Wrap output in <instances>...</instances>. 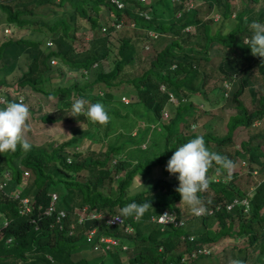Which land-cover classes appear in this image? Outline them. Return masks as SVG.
Here are the masks:
<instances>
[{"label":"trees","instance_id":"16d2710c","mask_svg":"<svg viewBox=\"0 0 264 264\" xmlns=\"http://www.w3.org/2000/svg\"><path fill=\"white\" fill-rule=\"evenodd\" d=\"M109 1L0 0V22L4 17V23L13 28L9 37L0 31V95L8 101L20 102L24 101L25 89L30 88L40 92L53 107L52 111L39 116L40 121L51 123L70 119L84 124L83 129L76 130L57 144L52 141L38 145L29 142L31 150L26 154L19 146L15 153H0V175L8 174L7 182L0 188V264H75L67 258L73 255L70 250L75 246L86 245L93 250L91 244L71 237L72 241L63 239L54 230L44 235L34 234L28 222L30 211L26 214L21 212V197L23 194L31 197L32 202L28 205L31 210L34 205L46 204L51 190L59 191L58 205L69 212L73 206L88 204L97 211L112 214L119 213L131 202H150L153 209L149 208L139 221H133V217L125 218L126 222L136 223L131 234L122 233V227L115 225L104 227L103 232L119 241L111 245V251L98 249L102 254L111 253L109 264H191L200 254L190 256V251L210 243L218 245L212 253L217 259L222 257L229 261L226 258L229 250L233 257L229 264L236 259L244 261V264H254L244 260L245 256L231 237L246 236L245 241L251 244L264 233V210L260 211L264 204V147L261 146L264 142V61L251 54L247 43L252 35L251 23H264V7L259 5V0H241L234 9L231 8L233 0L194 1L199 5L203 3L208 12L220 15L218 25L212 29L216 21L211 16L205 17L206 11L196 7V3L188 7L185 0H120L124 3L121 9H115ZM101 11L109 16L114 14L124 23L114 28L108 22L107 29L100 30L98 13ZM79 19L87 21L92 32H87L86 47L76 49L73 40L74 33L82 27L77 25ZM131 21L133 26L128 25ZM33 22L36 25L28 26ZM185 26H193L192 31L184 30ZM149 30L154 36L146 34ZM157 34L169 38L157 50L152 46L155 54L147 59L141 72L116 81L117 74L136 58L142 44L150 43V38L154 39ZM47 40L51 46L46 44ZM213 44L226 47L220 51H229L217 66L219 72L227 75L228 79L231 74L237 81L229 97L235 112L228 114L224 123L219 124L218 127L222 128H209L210 124H206L198 132L188 130L181 134L177 130L173 141H170L173 119L190 114L189 110L195 107L192 101H187L177 104L174 116L167 122H161L163 129L159 132L152 129L154 126L150 128L145 124L138 125L137 132L131 134L130 128L134 125H125L124 120L135 116V122L140 119L141 114L136 112L138 103L152 109L157 119L168 91L177 97L201 92L208 77L201 63L209 58ZM19 53L26 57L21 66L16 65ZM13 55L16 62L10 71L20 69L19 75L7 83L6 73H2L6 67L3 60ZM52 57L57 59L55 65L49 63ZM104 59H108L107 69L101 70L97 66ZM93 63L96 65L95 73L88 80L86 73ZM82 69L87 71L84 73ZM238 71L240 77L236 79ZM51 72L63 84L45 89L40 83ZM75 72L80 77L73 76ZM84 76L86 79L83 80ZM66 81L69 83L65 84ZM162 82L166 92L158 89ZM258 84L263 86V91L255 89ZM245 87L253 102L250 109L239 99ZM128 90L133 94H127ZM125 95L129 97L127 102L120 99ZM50 96L54 99L51 103ZM77 98L102 103L110 117L109 123L100 125L83 115L70 116L71 105ZM0 105L4 107L2 103ZM194 121L193 117L190 122ZM182 122L186 126L190 124ZM98 133L102 140L101 148H82L83 138L91 140L90 137ZM197 136L204 138L208 150L231 161L235 156H239L241 163L246 159L250 165L247 167H254L258 172L252 174L247 171L255 179L248 178L254 188L251 193L231 178L222 180L228 176L226 171L217 173L215 168L210 169L209 188L198 195L207 208L213 209V213L183 217L180 208L186 205L180 203L181 197L175 191L179 183L178 174L170 175L165 169L174 151ZM143 142L145 145L141 147ZM150 148L157 149L152 151ZM132 156H135L134 162L129 161ZM153 166L162 169L160 176H150ZM215 172L216 177L213 178ZM135 176H140L145 188L131 189ZM22 178L27 183L24 180L25 186L19 188ZM244 195L248 198L247 212H243L239 201L230 209L224 206L233 197L240 199ZM216 205L219 209H215ZM164 209L176 213L175 222L164 225L150 219ZM210 217H215L219 229L208 224ZM3 219L6 221L4 225ZM179 220L181 223H177ZM236 222L237 230H231ZM221 242L224 243L219 246ZM122 243L125 248L121 247ZM129 250L135 252L127 255ZM263 252L264 240L259 245V253ZM181 256L184 257L182 261ZM98 257L94 256L91 261L83 256L86 261L81 262L98 264L95 261Z\"/></svg>","mask_w":264,"mask_h":264},{"label":"clouds","instance_id":"9594fccd","mask_svg":"<svg viewBox=\"0 0 264 264\" xmlns=\"http://www.w3.org/2000/svg\"><path fill=\"white\" fill-rule=\"evenodd\" d=\"M121 2H122V6L117 7L114 3L109 1V3L115 9H121L123 7L124 3L123 1ZM186 5L190 7L189 3H187ZM196 7H199V4H197ZM204 11H206L205 17L207 18H210V16L213 18L211 14L216 13L212 11L208 12L207 8H205ZM175 15L177 16L178 12H176ZM219 16L220 15L218 14V17L213 20L216 21L219 18ZM109 17L111 18V21L109 24L112 25L113 27L114 25L112 24V22L118 19L121 20L122 24L124 23L123 19L118 18L114 14H111ZM130 23H133L134 25V22L131 21L128 23L129 26H130ZM1 25L2 26L0 27V31H2L3 34H6L5 32L9 33L10 28L7 26V24L1 22ZM103 25L105 26L103 30L107 29L106 23L102 22L100 23V26H99L100 30H102L101 27ZM5 28H8V30L5 31L4 30ZM183 29L186 31H192L193 26H185ZM250 29L252 31V35L250 39H248L247 41L249 45L248 48L250 49L251 54L253 56H259L260 58H262L261 61H264V23L253 21L250 25ZM146 34L149 35L147 32ZM85 35L87 36L86 37V40H87V38H89V35L88 33ZM152 36H154V34ZM150 40L152 39L150 38ZM46 44L49 45L50 40H47ZM146 44L147 43L142 44V47ZM51 59L52 58H50V61ZM94 66H96L95 63L91 65V68H93ZM172 66L174 67L175 64H172ZM86 71L87 69H82V72L85 73ZM220 78L223 81L221 90H220L221 93L223 94L225 86L226 87L229 86L230 88V86L232 85L235 79L231 77V74H229V79H228L227 75L221 72H220ZM158 89L162 92L163 91L166 92L165 83L163 82L159 83ZM228 90L229 89H227V91ZM171 94L173 95L176 101H173L172 99H170L169 96ZM228 94H230V92ZM195 98L197 99V96L195 95L194 96L183 95L182 97H177L176 95L171 93V91H168L166 102L164 103V105H166V108L168 110L171 107H176L177 104H179L180 102L192 101L196 105V103L194 102ZM0 103L4 105L3 108H0V153H7V152L15 153L19 146V148L26 154L27 152L31 150L30 143L23 138L24 133L30 131V128L26 123V121L29 119V116H30L28 105L23 103V101H20V102L8 101L6 98H3V97H0ZM163 106L161 107L159 111L160 112L159 118L164 117V119H168V114L164 111H161ZM79 115H83L91 122L98 123L100 125H107L110 120V117L105 109V106L102 103L100 102L90 103L88 100L84 98H77L71 105V115L70 116L77 117ZM193 123L194 122H192L189 125L192 126ZM189 125L186 126L187 129L189 128ZM66 160H69V159L66 158ZM243 163H244V160H243ZM213 168H215V171L217 173L221 172V170L228 172L229 178H230L231 170L234 168V164H233V161H231L228 157L208 150L205 145L204 138L202 136H197L196 138L189 140L182 146H179L174 151V153L169 158V160L167 161L165 170L170 175L178 174L176 178L179 183L175 191L178 192L181 197L180 203L182 202L189 209L191 213V217H194V216L199 217V216L205 215L208 211L207 207L204 205V201H202V199L200 198L198 194L208 190L209 184H210L208 173H209V170ZM249 170L252 174L257 172V170L254 167H251V169L247 167V171ZM6 174L7 173H4L0 177V188H2V185L5 182H7L8 174L7 175ZM138 185L142 188H145L141 182L140 176L138 178ZM253 190H254L253 185L250 184L248 186V191L252 193ZM51 193H54L57 195V199L55 203V210L62 209L65 212L64 216L61 218L62 227H58V223L55 222L54 220V213H55L54 208L53 210L50 211L49 214H46L45 212V210L48 207L47 205L49 203ZM23 197H25V199L27 200L24 202L21 201V203L23 204V210H21V212L26 214L28 211H30L28 222L33 227L34 234L44 235L54 230V233L55 234L58 233L59 236L63 237V239H68L69 241H72L73 239H69L71 237V238H74L75 240H78V242L80 240L86 244H91L93 246L91 247L93 250H98L101 248L111 250V245H114L116 244V242H119L117 238L111 236L110 234H108L107 238L100 239V235L105 233L103 232L104 227L115 225L118 227H122L123 233L131 234L134 231V225L129 222H126L125 218L133 217V220L139 221L145 215L148 209L152 208L150 202L145 201L142 203H138V202L128 203L119 210V213L116 212L112 214H106L102 211H97L95 207H91L88 204H83L79 207L73 206L69 212L64 207H61L58 205V201H59L58 193L55 190H51L49 193L48 202L46 204L42 205L39 203L37 205H34L33 209L30 210L28 205L32 202L31 197L25 194H23L21 198ZM242 198L247 200L246 210H243V212H247L249 210V204H248V198L246 195H244L240 199L233 197L231 201L233 199H236L244 207L245 204L240 202ZM227 203L229 202H225L224 206ZM164 210L171 212V210L169 209H164ZM168 212H165L161 215L158 214L155 218L152 217L151 219L157 220V217H158L159 218L158 222L164 225L168 222L175 221L176 213L172 211L173 214H169ZM111 217L113 218V220H116L114 223H109L106 221V218H111ZM4 224H6V221L3 219L2 225ZM237 227L238 226L235 227L236 230H237ZM100 231L102 232L100 233ZM87 236H89L90 238L87 239ZM260 236L262 237L261 241H263L264 233L263 235H259L258 237ZM235 238L239 240H245L243 236H237ZM111 240H113V242H111ZM256 240H254L251 244L245 241L243 245L238 246L242 256H245L244 260L246 262L248 261H247V256L245 255L244 251H247L248 248L252 246ZM259 245H258L257 253L255 257L252 259L254 264H264L263 262L264 255L262 254L263 256L259 257L261 255L259 253ZM121 247L125 248V245L122 243ZM202 248L206 249L207 252L198 253V254L200 255L202 254L210 255L211 254V247L205 246L203 244ZM70 251H73V249ZM75 253L77 252L73 251V254ZM77 258H80V257H77ZM257 258H260L262 261H259ZM232 264H244V261L240 259H236L232 262Z\"/></svg>","mask_w":264,"mask_h":264},{"label":"rangeland","instance_id":"374dc122","mask_svg":"<svg viewBox=\"0 0 264 264\" xmlns=\"http://www.w3.org/2000/svg\"><path fill=\"white\" fill-rule=\"evenodd\" d=\"M197 0H185V4L189 3V5H194ZM200 1V0H198ZM241 0H233L232 3V9L236 8V6L238 5V3H240ZM259 5L262 4V6L264 7V0H259ZM198 4V3H196ZM67 6V4H65V7ZM206 6L201 3V5H199V9L201 10H205ZM213 19H216L218 17V14H212ZM232 16V13H231ZM4 17H1V21L4 23ZM98 18H99V23H108L111 21V18L105 13V12H99L98 13ZM36 24L31 23V25L28 26H34ZM78 26H82L80 29L78 28L77 31L74 33L75 35V39L73 40V46L76 49H81L86 47L87 42H86V35L87 32H92L91 29L88 27V22L82 19H79L77 22ZM218 25V22L216 20L215 23L212 24V29L215 28V26ZM1 22H0V27H1ZM10 28L9 33L5 32L6 34H4L5 36H11L12 35V26L7 25ZM99 28V27H98ZM119 32V31H118ZM25 33V32H23ZM122 32H119V34ZM150 35L152 36L153 33L150 31L149 32ZM132 34V33H131ZM168 36H164V34H157V36L152 39L149 40L150 44L148 47H146V45H144L143 47L141 46V48L138 50V54L136 56V58H133L131 62H128L127 64H125L122 68V70L117 74L116 77V81L118 79H125V78H129L132 77L133 75L139 74L141 72V68L144 67L145 62L147 61L148 58L154 56L155 52L152 49V46L157 49H159L162 44L168 39ZM52 43L48 46H51ZM221 48H226V47H222L220 44H213L210 48V56L209 58L204 61L203 63H201V65L203 66V68L205 69L204 72L208 74L207 77V81L206 84L203 86L201 92H197L195 93V96H197V99H194V102L196 103L195 107L193 109H190L189 112L190 114H186L184 117L180 116V117H176L175 119H173V126L171 127V131H172V136H170L169 140L173 141L174 139V135L176 133V131L178 130V132L180 131V133H185L188 130H193V131H202L204 129V125L206 124H210L209 128H214V129H221L222 126L219 128L218 126H220L219 124L224 123V120L226 119L228 114H233L235 112V108L233 107V103L230 101L229 99V92H232V90L235 88L236 86V80H234V82L232 83V85L228 87L225 86V89L223 91V94L221 93V86H222V80L220 78V72L217 69V65L220 64V62L222 61V56L226 55L227 53H229V51L226 49V52L224 51H220ZM148 54V55H147ZM24 53H19L18 55V62H16V58L15 56H8L6 59H4V65L6 66L3 70L2 73H6L5 76V81L7 83H10V80L13 78H16L19 75V70L20 69H16L14 68L12 71H10L12 69V66L15 64L18 66H21L23 64V60H26V57L24 56ZM52 59L54 61H50L49 59V63L55 65L57 62V59L55 57H52ZM107 62L108 59H104L101 64H98L97 67L102 68L101 70H105L107 69ZM98 68V69H99ZM95 69L96 66H94L93 68H91L87 73V79L90 80L92 75L95 73ZM10 71V72H9ZM252 71H255V68H253ZM67 72V71H66ZM224 72V71H223ZM257 77L259 76L258 74H254ZM70 76V75H68ZM73 76H76L77 78L80 77L78 75V72H75V74H73ZM86 76L83 77V80L86 79ZM238 77H240V73L239 71L236 72L235 74V78L237 79ZM56 79H58V77H56L54 72L49 73L48 77H46L44 79L43 82H41L40 84L42 85L43 88L45 89H50L53 87V85L55 84H63V82H58ZM66 78H64L63 80H65ZM69 82H65V84H68ZM80 83V81H79ZM263 86H260L259 84L255 86V89L258 90H262ZM227 89H229L227 91ZM263 91V90H262ZM24 93V101L23 103H25L26 105H28L29 107V112H30V116L29 119L26 121L27 125L30 128V131L24 133L23 138L25 140H27L30 143L33 144H45L48 143L50 141H52L53 143L57 144L59 141L65 140L66 138H69L70 135H72L73 133L77 131H80V129H83L84 124L82 121H72L70 119H61L58 122H51V123H43L42 121H40L39 116L43 113V112H47V111H52L53 107H50V104L48 101H46L43 97V95L35 90H31L30 88L25 89ZM127 94L132 93L131 90H128L126 92ZM133 94V93H132ZM213 95H215V97H213ZM128 95H125L123 97H121L120 99L123 102H127L128 101ZM194 98V97H193ZM206 98V99H205ZM50 103L54 101L53 98H51V96L49 97ZM239 99L244 103L245 106H247L248 109H250L253 105V102L250 100V96L249 93L246 91V87L243 90V92L239 95ZM173 101H176L175 98H173ZM1 108V105H0ZM137 110L136 112L141 114L140 119H137L136 122L134 119H136L137 117L135 116L134 119H127L124 120V124L125 125H134L132 128H130V132L132 133H136V127L139 125H149V127H153L152 129L155 130V132H159L161 129H163V123L167 122L168 119H164V117L161 118H157L155 119V116L153 114V110L150 109L147 105L143 104V103H138L137 104ZM135 110V109H134ZM168 114V118H172L174 116V111H175V107H171L169 110L166 108V105L163 106L162 110ZM69 113V112H68ZM70 114V113H69ZM219 116L220 118L218 119L217 117ZM195 118L196 120L194 121L193 125L190 126L187 129L186 125L183 124L182 121H187L186 124H189L190 120H192V118ZM164 121V122H163ZM218 121V122H217ZM163 122V123H161ZM192 122H190L191 124ZM224 130V129H223ZM134 133V134H135ZM91 140L87 137L82 139L81 142V146L82 148L85 147H90V148H95L98 147L100 144L101 137H100V133L98 134H94L92 137H90ZM97 140V141H94ZM254 142V140H252ZM256 142V141H255ZM143 145H145V142L141 143V147H143ZM264 147V142L262 143V145ZM99 148H101L99 146ZM153 149V148H150ZM157 148H154L152 151H154ZM137 151V150H135ZM235 160L233 161L234 164V168L231 170V175L230 178L233 179L234 181H236L237 184H240L243 187L248 188V186L251 184V181L248 180V178H250V180H255L253 175H249V173L247 172V166L250 167L248 161H246V159H244V163H241L242 160H239V156H235L234 157ZM113 160V159H112ZM111 160V161H112ZM129 161L134 162L135 161V156H132L131 159H129ZM258 172V171H257ZM162 174V169L156 166L152 167V170L150 172V176H160ZM216 172L212 174V177H216ZM228 174V172H227ZM7 175V174H6ZM246 175V178L244 177ZM149 176V175H148ZM256 176V175H255ZM1 177V175H0ZM229 179V174L226 178L222 177V180L225 179ZM25 179L22 178V181L18 184L19 188H22V186H25V182L27 183V181ZM139 185H138V177H134L133 179V185L131 186V189L133 191H137L139 189ZM58 196H59V191H57ZM264 210V205L263 208L260 211ZM172 212V211H171ZM248 219L249 216H244ZM248 222V221H247ZM213 225L217 226V223L214 222V220L209 219L208 220V224L209 225ZM136 225V223L134 224ZM139 225V224H138ZM123 233V232H122ZM262 240V237H258L257 240L255 241V243L250 246L248 248L247 251L245 252V255L247 256V261L251 262L252 259L255 257L257 250H258V245L260 244ZM233 241L235 242V244L237 246H241L245 243V240H239L236 239L235 237L233 238ZM229 243V242H228ZM232 250V249H231ZM73 251H76L77 253L73 254V257H77L79 255H84V251H83V246L79 245L75 248H73ZM133 252H135L134 250H129V252H127L128 254H132ZM94 254H91L89 256V259L92 261ZM89 255V253H88ZM264 255V254H263ZM262 254L259 257L263 256ZM217 256L213 257L215 260ZM226 258L230 260L233 259V257L231 255H229V250L227 251V255ZM212 259L208 254H202L199 256V258L192 264H217V262ZM112 260V256L111 253H103V255H101L98 258H95V261L99 263H103V264H109V262ZM78 264H82V262L78 263ZM183 264H188V263H183Z\"/></svg>","mask_w":264,"mask_h":264},{"label":"built area","instance_id":"2783aa9c","mask_svg":"<svg viewBox=\"0 0 264 264\" xmlns=\"http://www.w3.org/2000/svg\"><path fill=\"white\" fill-rule=\"evenodd\" d=\"M110 1H111L112 3H114L117 7L122 6V2L119 1V0H110ZM112 24L114 25L115 28H119V27L122 25V22H121V20L118 19V20H116V21H113ZM132 25H133V23H130V26H132ZM104 28H105V26L103 25V26L101 27V29L103 30ZM4 30L7 31L8 28H5ZM150 31H151V30L147 31V33H148L149 35H150V33H149ZM151 32H152V31H151ZM51 61H54V60L51 59ZM0 97H3V96L0 95ZM169 97H170V99H172V100H173V98H174L172 94H171ZM19 99H20V98H19ZM56 199H57V195L54 194V193H51L50 200H49V203H48V205H47L48 207H47V209L45 210V212H46V214H49L50 211L53 210V208H54V212H55V213H54V220H55V222L58 223V227H62V225H61V218L64 216L65 212H64V210H62V209H56V210H55ZM26 200H27V199H25V197L21 198V201H23V202L26 201ZM236 202H237V200H236V199H233L231 202L227 203L225 206H226L227 209H229V208H231L232 204H233V203H236ZM240 202H242V203L245 204L242 210H246L247 200L244 199V198H242ZM217 208H219L218 205L215 206V209H217ZM207 209H208V211H207L208 214L213 213V209H212V208H207ZM165 212H168V211L163 210V211L160 213V215L163 214V213H165ZM168 213H169V214H173L172 212H168ZM113 217H115V216H113ZM106 221L109 222V223H114L116 220H113V218L111 217V218H106ZM157 221H159V218H158V217H157ZM174 222H175V221H174ZM177 223H181V221L179 220V221H177ZM89 238H90V237L87 236V239H89ZM7 240H9V238H6V241H7ZM111 242H113V240H111ZM205 252H207V250L204 249V248H196V251H192V252L190 251L189 255H190V256H196L198 253H205ZM180 259H181V261H182V259H184V257H181ZM169 264H170V263H169Z\"/></svg>","mask_w":264,"mask_h":264},{"label":"crops","instance_id":"0c3cea01","mask_svg":"<svg viewBox=\"0 0 264 264\" xmlns=\"http://www.w3.org/2000/svg\"><path fill=\"white\" fill-rule=\"evenodd\" d=\"M145 43H147L146 47H148V46L150 45V43H149L148 41H146ZM187 96H188V95H187ZM180 209H182L181 212H182V216H183V217H188V216L191 217V213H190L189 209L187 208V206H186V207H183V208H180ZM152 217H153V216H150V219H151ZM209 219H212V220H214L215 223H217L215 217H210ZM153 220H154V219H153ZM133 221H137V220H133ZM156 221H157V220H156ZM131 224H133V223H131ZM211 226L213 227L212 223H211ZM218 226H220V225L217 223V226H214L213 228L219 229ZM236 226H237V222L234 223V224H232V226H231V230H234ZM134 227H135V226H134ZM121 231H122V229H121ZM101 232H102V231H100V233H101ZM122 232H123V231H122ZM56 235L59 236L58 233H56ZM107 237H108V234H107V233H104V234H101V235H100V239H105V238H107ZM231 238L233 239V237H231ZM243 238L245 239L246 236H243ZM223 243H224V242H221V243L219 244V246H221ZM123 244H124V243H123ZM204 245L211 247V254H210L209 256H210L212 259H214V258H213L214 256H212V255H213L212 253L215 251V249L218 247V245H216V243H210V244H204ZM85 246H86V245H85ZM85 246L83 247L84 255H79V256H77V257H80V258H75V257H73L71 254L69 255V257L67 256V258L70 259L71 261H74L75 264H78V263H80L82 260L86 261V259H84L83 256L86 257V258H89V256H90L91 254H93V253H95L94 256H96V255H99V256L103 255V254L100 252V250H98V251H94V250H91L88 246H87V247H85ZM110 251H111V250H110ZM88 253H89V255H88ZM96 253H97V254H96ZM198 258H199V256H198ZM198 258H197V259H198ZM214 260H215V259H214ZM71 261H70V262H71ZM215 261L217 262V264H229V261H228V260H224L222 257L216 259ZM183 263H184V262H183ZM62 264H65V263H62ZM191 264H192V263H191Z\"/></svg>","mask_w":264,"mask_h":264}]
</instances>
